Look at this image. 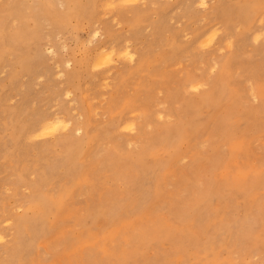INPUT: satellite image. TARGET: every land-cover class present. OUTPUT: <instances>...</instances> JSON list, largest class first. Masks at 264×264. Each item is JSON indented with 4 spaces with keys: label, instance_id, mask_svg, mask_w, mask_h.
I'll list each match as a JSON object with an SVG mask.
<instances>
[{
    "label": "rangeland",
    "instance_id": "374dc122",
    "mask_svg": "<svg viewBox=\"0 0 264 264\" xmlns=\"http://www.w3.org/2000/svg\"><path fill=\"white\" fill-rule=\"evenodd\" d=\"M52 114L66 131L16 138ZM40 197L60 216L18 225ZM0 264H264V0H0Z\"/></svg>",
    "mask_w": 264,
    "mask_h": 264
},
{
    "label": "bare ground",
    "instance_id": "6f19581e",
    "mask_svg": "<svg viewBox=\"0 0 264 264\" xmlns=\"http://www.w3.org/2000/svg\"><path fill=\"white\" fill-rule=\"evenodd\" d=\"M88 5H89V3H87V6ZM80 8H81V6L78 8V10H76L77 13L82 14V15H88V11H89L88 7L84 8V6H83V8L81 10H80ZM254 9L257 10V7L254 6V8H252V11H254ZM238 12H239V16L243 20L247 19V21H248V10L240 9ZM256 22H259V23L262 22V18H260V17L257 18ZM211 28L212 27L207 28L204 31H202L199 34V36L204 38L205 36L208 35L209 30H211ZM260 29H262V28H259V30ZM212 30H213V28H212ZM214 31H216V30H214ZM97 34H98V31L96 29H93L91 31V33H90V36H89V42L92 41V40L96 41V38H98ZM29 35H30L29 31L24 33L23 30H22V32L18 35L19 38L17 37L18 41H19L21 36L25 37V36H29ZM209 35H210L209 41H211L214 38V36H217L216 33H212V34L209 33ZM92 43H93V41H92ZM106 48L107 47H105V41H102L97 46H95V47H93L91 49V51H90L91 53L89 55V58L87 57V59L89 60L90 68L92 70H98V69H101L102 67H104V68H102L101 70L97 71L94 74V76L96 78H99V79H102V80L107 78V75L109 73V68H107V66L112 61L111 60V55L108 52H107L108 55L106 54V51H105ZM214 51H216V50H214ZM125 52H126V54H129L127 51H125ZM129 58L131 60V56ZM221 83H222V77H221L220 81L216 80V82L212 86V89H214V90L216 89V90H220L221 91V89H219L221 87ZM211 92H213V91H211ZM201 101H203L202 98L201 99L199 98V99H196V100H193V101H189L186 104V106L184 107V109L182 111L183 112L182 115H187L189 113V111H190V107H194L197 103H199ZM13 112H11V113H13ZM9 114H10V112H9ZM35 117H36V115H34V117H32L30 119H27L24 122L25 124H23V125L20 124V126H16L14 128V133H15V136H16L17 139L21 140V138H23V139L31 138L37 132H40L39 135H45L47 133V134H50V135L54 136V135L58 134L59 132H64V131H66L68 129L66 122H64L57 114L39 116V117H36V118ZM8 119L10 120V115H9ZM14 120H15V117H14ZM17 120H19V119H17ZM15 122L17 123L18 121H15ZM236 122L238 123L237 119H236ZM121 125H122V122H119L117 124V126H119V127ZM178 127H179V125H178ZM178 127H175L174 129H178ZM110 128H111L110 126H109V128L106 127L105 128L106 130L104 129V131H106V133H107L110 130ZM171 128H167V130H170ZM75 139L76 138L69 137V138L64 139V140H57L58 146H60L62 148L63 156H62L61 163L58 166L57 165L53 166L54 170L51 171L52 168H50V170H49V174L50 175L55 176V169H63L64 171L68 170L67 172L69 174H73V173H75L77 171L76 167L74 165V154L73 153H74V149L79 147L80 145ZM55 140H56V138H55ZM232 141H233V139H232ZM212 157L213 158H218L219 156L217 154H213ZM99 163H101V160H99ZM45 175H46V173L44 172L43 175L39 177L38 183L39 182H43L46 179ZM35 186H37V183L35 184ZM35 202H36V205H35V210L33 211V214L31 216H27L29 218L22 217V218L17 219V224L18 225H21V226L22 225H26L27 223L30 222L29 221V219H30L31 221H34V224L37 226L38 225L37 222L39 220H41L45 215H47L49 213H51L50 215L55 216L56 218L60 216V203H61V200H53V199H51L49 197H45V198H41L40 197V198H36ZM113 212H114L113 209H111V211H108L105 208L99 207V208H96V210H93L90 213V215L94 216L93 217L94 218L93 222L95 223V222L100 221L101 219H106V218L110 217V215ZM36 226H34V228H35L34 233L35 234L39 235L40 233L44 232V230L41 227L37 228ZM21 228H23V227H21ZM24 229L26 230V228H24ZM25 232H27V230ZM77 239L78 238H74V240H77ZM17 242H18V238H17V241L15 240V243H17ZM12 248L14 249V252H16L15 245Z\"/></svg>",
    "mask_w": 264,
    "mask_h": 264
}]
</instances>
